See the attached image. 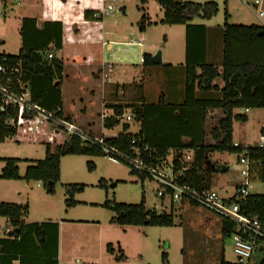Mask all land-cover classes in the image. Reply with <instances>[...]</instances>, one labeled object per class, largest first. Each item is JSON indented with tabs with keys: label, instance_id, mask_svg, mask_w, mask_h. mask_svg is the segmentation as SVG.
<instances>
[{
	"label": "rangeland",
	"instance_id": "1",
	"mask_svg": "<svg viewBox=\"0 0 264 264\" xmlns=\"http://www.w3.org/2000/svg\"><path fill=\"white\" fill-rule=\"evenodd\" d=\"M182 1L202 5L213 2L218 5V14L211 20L195 18L191 22L192 25L209 27L207 62L211 65H217L221 61L224 45L222 30L226 22V11L229 15L228 23L230 25L264 26V0H260L261 4L258 6V10L251 9L242 0H229L226 6L224 0ZM143 7L146 10L145 13L141 10ZM115 8L118 12L105 18L108 35L106 41L107 43L110 41L117 43H114L112 50H108V44H106L100 47L99 51L100 62L112 63L115 66V71L109 76L110 82L121 84L125 78H130L125 82L127 86L130 82L133 84L134 78L145 69L141 62L143 55L154 53V58L158 53H161L163 63L173 66L164 69L161 67L149 69L145 73L144 84L138 82L135 84L137 87L142 86L141 93L148 104L156 103L160 95H165L166 100L170 103H179L180 100L171 97V92L177 91V87L184 86L185 26L163 27L156 25L164 19V16L160 6L154 1H150L147 6H142L140 0H116ZM260 13L263 15L261 16ZM145 14L149 18L146 30L140 32L142 18ZM4 17V7L0 5V20L2 24L5 23V25H0V54L15 56L21 47L20 36L14 28L7 27L8 23L4 21ZM134 41H141L142 46H133ZM241 51L238 49V52ZM243 55L264 59V38L247 48ZM123 62L128 63L124 64ZM134 87L136 88V86L129 85L128 98L138 96L134 94ZM138 89L140 88L138 87ZM80 99L84 101V106L81 109L88 107L89 98L81 97ZM65 102L69 103L67 96ZM78 104L80 106L79 102ZM253 112L257 111H251V113ZM237 113L244 114V110L237 111ZM131 115V111L126 110L125 117L120 118L119 124L111 131L107 130L106 136H117L124 133L125 125H129L127 133L138 134L141 131V124L134 120L130 122L126 120V117ZM222 118L223 113L213 112L209 116L206 132L209 134ZM262 121L260 114L251 123L237 124L236 138L242 140L247 147L257 146L264 127ZM23 127L26 128V126ZM28 127H30L29 123ZM93 135L100 137L96 134ZM51 141V149L53 153H57L60 139L53 138ZM207 142L208 144L212 143L210 137L207 138ZM46 148L41 141L35 142L31 139L22 141L19 137L6 140L0 144V175L3 169L2 159L21 160L19 168L21 175H24L23 171L27 164L45 159ZM171 155L174 158L180 157L186 166L194 169L195 153L193 151H174ZM241 155L215 153L209 160V167L216 164L219 167L226 165L230 168L228 175H223V178H213L211 184L213 190L223 198H231L236 187L243 184L241 182L243 166L239 164ZM228 180L232 182L228 184ZM68 185H83L85 188L75 197V201L79 203L76 207H68L66 204L65 187ZM250 186L251 194L264 195V181L259 179L251 181ZM30 189L41 192L30 203V221H45V218L56 219L62 213L63 219H87L99 222L105 234L106 245L112 244L116 255L123 254L126 258L123 262L118 263L114 257H110L111 264H221L223 259L230 263L236 260L233 240L232 238L224 240L222 220L218 216L188 203L163 207L156 194L157 185L155 182L133 174L127 165L107 156H65L61 160V179L58 184L49 188L44 184L32 182ZM143 197L148 209H155L159 214L173 213L174 227H122L112 223L115 213L103 206L107 202L139 205ZM81 226L80 228L83 229L81 237L85 231L86 233L94 231L93 225L84 224ZM87 226L90 227L87 228ZM103 254L105 255V253ZM163 255H167L166 261H164ZM78 261L75 264H84L80 262L82 259L79 258Z\"/></svg>",
	"mask_w": 264,
	"mask_h": 264
},
{
	"label": "trees",
	"instance_id": "2",
	"mask_svg": "<svg viewBox=\"0 0 264 264\" xmlns=\"http://www.w3.org/2000/svg\"><path fill=\"white\" fill-rule=\"evenodd\" d=\"M164 10L165 16L161 24L166 26L187 27V52L185 66V98L181 104H169L164 98L157 103L148 104L143 100L141 104L126 107H114L115 115L105 119V128L113 129L119 124L120 118L126 110H130L133 120L141 124L138 134H129V125L124 126V133L117 138H106V145L125 152L129 151L136 141L138 144L149 146L156 150L158 158L165 159L174 151L189 150L195 153L193 172L191 177L197 189H213V176L220 172L216 164L209 167L212 154L229 153L242 154L245 149L236 147L233 140L234 122L246 123L243 115H235L236 110L264 109V59L249 56L243 52L264 38V27L237 26L226 22L223 29V60L222 71L216 65L208 64L206 59L205 26H194L190 23L195 18L211 20L218 14V5L210 2L203 5L184 2L182 0H155ZM225 0V6L227 5ZM142 6L147 0H140ZM143 10V8L141 9ZM147 16L142 18V29L147 22ZM31 28H27V27ZM59 27L57 31L52 28ZM50 28V29H49ZM263 33V36L259 34ZM63 49V30L61 24L48 23L42 31L37 30L36 22L25 20L22 29V48L17 56L0 54V60L8 67L16 68L17 73L0 74V84L9 86L13 91L21 93L28 90L33 103L46 110L62 107L61 81L63 63L57 54ZM238 49L242 50L238 52ZM50 55L52 58H49ZM144 66L152 67V57L144 56ZM171 67V66H167ZM201 73L198 74L197 71ZM222 79L223 89L214 82ZM212 93H217L212 95ZM213 111H221L223 118L217 127L206 132L208 117ZM16 118L22 121L19 130L9 128L6 121ZM29 115L20 110H9L6 115H0V144L15 137L23 126L28 125ZM69 119V118H68ZM70 120V119H69ZM27 128V127H26ZM46 128V127H44ZM55 134L61 132L51 127ZM212 140L208 144L207 138ZM137 144V146H138ZM46 157L44 160L31 162L23 176L20 175L18 159H4L5 167L0 175L1 180L39 182L51 188L61 179V160L65 156H106L100 148L85 146L77 138L66 140L58 146L57 153L51 151L52 144H45ZM252 162L260 161V166H253L251 176L261 178L264 171V148L258 146L247 147ZM154 158L151 160L153 161ZM180 166L178 161H175ZM91 169V167H90ZM133 174H136L132 170ZM143 178V177H142ZM144 179V178H143ZM83 185H68L65 187L66 204L68 207L77 206L75 196L84 191ZM238 203L241 212L257 217L264 223V195H251L247 198H232ZM115 213L112 223L122 227H174V215L150 210L146 206L145 198L139 205H126L107 202L103 205ZM173 207V206H172ZM196 207V206H194ZM28 213L27 207L0 203V217L10 220L12 225L20 230L21 220ZM235 227L231 223L222 221V235L224 240L233 238ZM108 252L116 255L109 245ZM264 252V249L262 250ZM121 255H116L120 261ZM164 261L167 255H163ZM226 263L224 259L221 264ZM261 264H264V260Z\"/></svg>",
	"mask_w": 264,
	"mask_h": 264
},
{
	"label": "crops",
	"instance_id": "3",
	"mask_svg": "<svg viewBox=\"0 0 264 264\" xmlns=\"http://www.w3.org/2000/svg\"><path fill=\"white\" fill-rule=\"evenodd\" d=\"M150 1L156 2L155 0H147V4L145 6L149 5ZM109 3L110 0H0V5H3L4 7V21L8 23L7 27H12L19 33L21 40L20 50L22 48V29L25 20L35 21L36 28L39 31H42L44 26L48 23H57L62 25L63 49L57 54V58L63 63L61 92L64 114L85 132L106 138L114 137L106 136L105 132L107 133V130L111 131L112 129H106L104 125L106 118H111L115 115L114 107H126L128 105L141 104V102L145 100V97H143L141 93L142 86L139 85L138 87L140 89H138L135 83L138 82L144 84L146 71L158 67L164 69L167 68V66H173L172 64L163 63L164 61L162 59V55L161 62L159 64H154L152 62L154 66H144L146 70L144 69L139 76L134 78L133 84H131L132 82L129 83V85L136 86V88L134 87V94H137L138 96H133L134 98L127 97L130 94V91L129 85L127 86L125 81L130 78H125L124 82L121 84H114L108 81L104 83V81H106L104 78V73H106L104 67L106 64L110 63L104 64L102 61L100 62V47L108 44L107 49L112 50L114 43H117L114 41L107 43L106 41L108 38L107 23L105 22L106 17L102 16V13ZM228 3L229 0L227 1V4ZM160 9L163 16H165L164 10L161 7ZM142 11L144 13L146 12L144 7ZM144 16H147V14ZM147 19L149 18L147 17ZM162 21L163 19L159 23H156V25L170 27L161 24ZM147 22L144 29H142L141 26L140 32L146 30L145 27ZM1 24L2 21L0 20V25ZM2 25H5V23ZM148 25L150 24L148 23ZM180 26L184 27V25ZM203 26L207 29V59L209 27L206 25ZM27 28L31 27L29 26ZM184 28L186 31L187 52V27L185 26ZM52 29L57 31L59 27ZM132 45L140 47L142 46V43L141 41H134ZM145 55H143L141 59L143 65ZM147 55H150L153 58L154 53ZM222 60L223 50L221 52V61L216 65L220 72L222 71ZM123 63L125 64L128 62ZM110 65H112L114 72V64L111 63ZM185 69L186 68H184V78ZM197 73L200 74L201 71L198 70ZM217 80L214 82V85L223 89L224 83L222 79L220 78ZM177 88V91L171 92V97L177 98L180 102L171 104H181L183 102L182 100L185 98V81L182 88ZM216 94L217 93H212V95ZM66 96L69 100V103L67 102V104L65 102ZM81 97H86V99L89 98L88 107L81 109V107L84 106V101L80 99ZM161 98H164L165 101L170 104V102L166 100L165 95H160L157 98V102ZM78 102L80 103V106ZM237 111L240 110H236L234 112L235 115H243L247 118V122L243 124L251 123L254 118L260 114L263 119L262 123H264V109L244 110V114L237 113ZM251 111L257 112L251 113ZM213 112L221 113V111ZM213 112H211V114ZM237 124H239V122H234L233 140L235 143H238L240 146L245 148L247 146L243 143V141L236 138L235 128ZM217 125L214 126V128L217 127ZM26 127L27 128H21L15 137H19L22 141H30V139L35 142L41 141L43 144L52 142L51 140H53V138L60 139V142L58 143L59 145L66 141V137L62 133L57 135L50 128L46 127L34 132L30 130L28 125H26ZM261 132L264 134V127ZM3 160L4 159L1 161L3 162ZM30 165L31 162L30 164H27L23 174H25L26 169ZM4 167L5 163L3 162V169ZM218 168L220 169V172L214 175L213 178H223V175H228L230 171V168L226 165L222 167L218 166ZM19 171L21 175L22 173L20 168ZM261 178L264 179V171ZM241 179V182L243 183V178ZM255 180H257V176H251V181ZM231 182V180L227 181L228 184ZM31 184L32 182L24 180L7 181L0 179V203L28 208L27 215L21 220L22 226L20 227V230L15 228L8 218L0 217V264H75L79 262V258L82 259L80 262H83L84 264H111L110 257H114V260L118 263L126 260L123 254V257L121 256L122 259L118 261L116 259V255H112L108 252L107 248L109 245L112 246L113 250L115 249L110 243L106 245L104 231L102 230L100 223L95 220H82L75 218L63 219V215L60 213L56 219L45 218V221H30V203L32 202V199L35 197L37 198L39 193H41L38 190H35L36 192L31 190ZM238 187L239 186L236 188ZM84 224L93 225L94 231H89L87 233L85 231L81 237L80 235L83 232V229L80 227ZM88 227L90 226H87V228ZM104 246H106V249H104ZM103 253H105V255Z\"/></svg>",
	"mask_w": 264,
	"mask_h": 264
},
{
	"label": "built area",
	"instance_id": "4",
	"mask_svg": "<svg viewBox=\"0 0 264 264\" xmlns=\"http://www.w3.org/2000/svg\"><path fill=\"white\" fill-rule=\"evenodd\" d=\"M248 7L258 10L260 0H242ZM116 0L104 9L102 16L108 17L118 10L115 8ZM262 16L263 13H260ZM49 58H52L50 55ZM104 78L110 82L109 76L113 72V67L106 64ZM17 73L16 68L8 67L5 61L0 60V74ZM9 110H20L30 117L27 123L30 124L31 131H39L44 127H51L60 131L66 140L77 138L85 146H95L109 158L127 165L139 176L147 178L157 185V197L161 200L163 207L166 205H176L188 203L191 206L203 208L218 216L223 222L231 223L235 227L233 235L235 262L224 264H261L264 260V223L257 217L246 215L241 212L240 205L232 201V198H247L252 194L251 170L253 166H260V161L252 162L249 158L247 147L239 157V162L243 166L241 175L243 184L236 188L231 198H223L213 189H197L191 177L193 169L186 166L180 157L174 158L172 155L165 159L158 158L157 151L150 150L149 146L132 142L133 147L129 151L122 152L114 147L106 145V137H96L80 129L74 122L69 120L62 107L54 110H46L31 100L28 90L21 93L13 91L9 86L0 84V115H6ZM122 117H125L123 115ZM121 117V118H122ZM127 122L133 120L132 115L126 117ZM9 128L19 130L22 121L11 118L6 121ZM114 136L112 138H117ZM235 143V142H234ZM138 144V146H137ZM236 147L240 145L235 143ZM259 148H264V134H261ZM152 158L153 161L151 160ZM178 161L180 166H177ZM155 210V209H151Z\"/></svg>",
	"mask_w": 264,
	"mask_h": 264
},
{
	"label": "water",
	"instance_id": "5",
	"mask_svg": "<svg viewBox=\"0 0 264 264\" xmlns=\"http://www.w3.org/2000/svg\"><path fill=\"white\" fill-rule=\"evenodd\" d=\"M259 35L263 36V33H260ZM152 62L154 64H159L161 62V53H158L154 58H152Z\"/></svg>",
	"mask_w": 264,
	"mask_h": 264
}]
</instances>
